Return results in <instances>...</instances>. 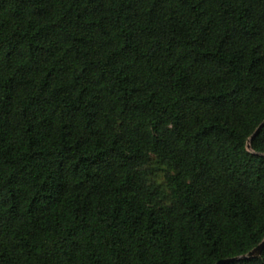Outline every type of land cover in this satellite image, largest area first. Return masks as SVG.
<instances>
[{
  "label": "trees",
  "instance_id": "obj_1",
  "mask_svg": "<svg viewBox=\"0 0 264 264\" xmlns=\"http://www.w3.org/2000/svg\"><path fill=\"white\" fill-rule=\"evenodd\" d=\"M263 241L264 0H0V264Z\"/></svg>",
  "mask_w": 264,
  "mask_h": 264
},
{
  "label": "water",
  "instance_id": "obj_2",
  "mask_svg": "<svg viewBox=\"0 0 264 264\" xmlns=\"http://www.w3.org/2000/svg\"><path fill=\"white\" fill-rule=\"evenodd\" d=\"M256 131H258V129ZM247 147L250 149V145L249 144H248ZM263 246H264V241L262 243H260L257 247H255L254 249L249 251L246 255L241 256L240 258H245V257L256 258V257H258L260 255V253H261V250H262ZM238 258L239 257L221 259L216 264H228V263H230V262H232V261H234V260H236Z\"/></svg>",
  "mask_w": 264,
  "mask_h": 264
}]
</instances>
